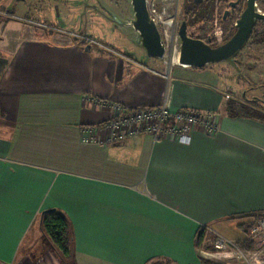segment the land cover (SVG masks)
<instances>
[{
	"label": "crops",
	"instance_id": "crops-1",
	"mask_svg": "<svg viewBox=\"0 0 264 264\" xmlns=\"http://www.w3.org/2000/svg\"><path fill=\"white\" fill-rule=\"evenodd\" d=\"M110 19L100 26L117 39L84 33L154 70L137 33ZM203 70L165 79L71 37L1 24L0 264H61L41 230L48 209L70 220L74 264H201L214 258L196 246L199 231L247 240L243 226L264 214V119L235 114ZM166 92L173 109L215 114L217 131L196 129L187 145L148 134L81 143L79 129L112 119L114 105L155 109Z\"/></svg>",
	"mask_w": 264,
	"mask_h": 264
},
{
	"label": "built area",
	"instance_id": "built-area-1",
	"mask_svg": "<svg viewBox=\"0 0 264 264\" xmlns=\"http://www.w3.org/2000/svg\"><path fill=\"white\" fill-rule=\"evenodd\" d=\"M146 3L148 12L152 17L151 12L154 9L151 10L149 0H146ZM56 31L80 41L84 45L103 50L139 69L150 71L165 79L169 77V69L166 68L163 72L151 70L129 55L99 43L89 36L61 30ZM113 109L115 116L109 121L95 127L84 126L79 129L82 144L107 148L126 140L135 142L140 135L148 134L153 142L167 139L187 145L191 141L192 131L198 129L206 134H214L218 129V118L213 113L190 109H173L168 92H166L161 105L155 109L138 108L129 111L118 105H114ZM248 240L254 244L255 249L253 251H243L238 247L237 242L229 241L222 236H215L213 247L216 254L212 256L214 259L229 262L226 264H257L255 259L264 253V217L259 218L253 224L249 231ZM258 261L264 262L261 259Z\"/></svg>",
	"mask_w": 264,
	"mask_h": 264
},
{
	"label": "rangeland",
	"instance_id": "rangeland-1",
	"mask_svg": "<svg viewBox=\"0 0 264 264\" xmlns=\"http://www.w3.org/2000/svg\"><path fill=\"white\" fill-rule=\"evenodd\" d=\"M83 1H85L84 3L91 4V5L97 4L95 0H77L75 2L69 3L71 8L66 9V10H62V9L59 10L58 11L59 17H57V14L55 11L51 10V11L43 12L41 10L39 11L38 15L35 14L33 16V19L36 21H40V22L54 24L61 28L64 27L66 29H70L77 33L78 32L88 33L87 30L94 31L95 29H99L101 33V34L99 33V36H104L105 38H108V40L110 41L114 40V38L117 39L119 36L118 34L114 35L111 29L100 26L101 20L99 19L95 20L93 18V16L97 17L99 15H102L105 17L107 13H105V11H103L101 7H99L100 11L98 12L100 14H98L94 10H90V8H86L85 4L84 6H81L80 4ZM99 1L101 4H106L108 6V9L111 10V12L113 13L116 12V14H120L121 16H125L126 11L129 12L128 2L130 0H111L110 2L109 0H99ZM149 3H150L151 10L154 9V11L158 13L164 12L167 21H169L171 24H173V26H175L174 31L176 30L178 31L177 26L179 25V23L183 21V14H182L183 0H149ZM17 14L24 16L26 14V11L19 9L17 11ZM109 14L111 13H108V15ZM112 17L113 15H110V18H111L110 21L112 23H116L115 20H112L113 19ZM214 22H216V20L210 23L198 24L197 28H193L189 26L187 30L188 35L190 36L211 35V37L214 40L222 38L225 35L228 24H225L222 27L220 26L221 28L217 29V26L215 28L213 26ZM158 27H159L160 32L162 33L161 26H158ZM177 31H176L175 43H172L171 45H167L169 47H166L167 48L166 58L153 62V65H156L155 66L156 68H154V70L158 72H163L166 68L170 70L171 69L172 70L183 69V67L179 66L177 63L179 52H180V40L177 36ZM162 37H163V33H162ZM163 40H164V37H163ZM255 50H256V46L254 42L251 41V43L249 44V47L244 49L235 58H233V63H237L236 68H240L242 72H238L237 69L234 68L232 63L230 62L213 63L211 65L204 67L203 72L207 73L209 76H212L213 78H215V76L218 77L217 79L222 85V88L224 90L226 89L223 92V94L226 95L228 99L226 104L230 106V108L234 109L233 112L235 114H246V115H250L256 118L264 119V110L257 109V107H254V106H250V104H247L246 100H244L241 97V93L243 91H248L245 93V97L247 99H251L252 97L256 95V92H252L249 89H247V87L249 88L251 86H255L258 81L257 76H256V69L253 68L251 65L253 62L251 57L254 55ZM248 62H250V64H248ZM185 68H188V67H185ZM39 240L47 242L44 238L39 239ZM39 240L37 242H39ZM213 242H214V239L212 237L211 238L209 237L207 242L204 241L200 245V247L205 251V253L211 257H213L212 255L216 254L215 253L216 250L213 247ZM257 258L264 261V253L261 254ZM215 259L213 262L216 264L229 263V262H225L224 260H219L217 258ZM258 259H255L257 264H264V262L262 263L261 261H258ZM237 263H239L238 260H237Z\"/></svg>",
	"mask_w": 264,
	"mask_h": 264
},
{
	"label": "flooded vegetation",
	"instance_id": "flooded-vegetation-1",
	"mask_svg": "<svg viewBox=\"0 0 264 264\" xmlns=\"http://www.w3.org/2000/svg\"><path fill=\"white\" fill-rule=\"evenodd\" d=\"M75 1L77 0H0V25L10 22V21H19L20 23L29 25L31 27H35L36 29H39L44 32H50L53 34L66 36L64 34L57 32L56 30H61L65 32H72V31L65 30L54 24L36 21L33 19V16L35 14L38 15L39 11L41 10L43 12L52 10L58 13V11L61 9L66 10V9L71 8L69 3L70 2L72 3ZM95 1L97 2V4L91 5V4L84 3L85 1H83L80 5L84 6L85 4L86 8H90V10H94L98 14H100L98 11H100L99 7H101L102 10L105 11V13H107V15H105V17L102 15H99L97 17L93 16V17L95 20L104 19L105 21H108L111 15V14L108 15V13H113V12H111V10L108 9V6L106 4H101L99 0H95ZM110 1L111 0H109V2ZM190 1L193 4V7H191L189 10H186L185 4L187 0H183V8H182L183 9L182 10V14H183L182 22L186 23L187 30L189 26L193 28H197L198 24L210 23L215 20L216 22H214L213 26L214 28L217 26V29H220L225 24H228L225 35L222 38L215 39V40L211 37V35L190 36L188 35V32H187L188 37L192 39L201 40L205 44L209 45L211 48H216V47H219L225 44L235 34L236 24L238 20L241 18V15L246 8L247 0H209L210 1L209 7L207 6L209 2L208 0H190ZM20 6H22L23 8ZM128 6L132 10L130 1L128 2ZM254 7H255V12L257 14L264 16V0H255ZM19 9L26 11V14L24 16L18 15L17 11ZM190 18H191V23L188 24L187 21H189ZM181 23H179V25L177 26L178 31H179V27ZM178 31H177V36H178ZM76 34H79L82 36H88L85 33H82V34L76 33ZM96 41L104 44L103 42L99 40H96ZM251 41H253L256 46L254 55L251 57L253 60L251 65L253 68L256 69V76H257L258 81L255 86H251L249 88L247 87V89H249L252 92H256V95L252 97L251 99H247L245 97V93L248 91H243L241 93V97L244 100H246L247 104H250V106H254V107H257V109L264 110V78H263L264 77V71H263L264 69V19L257 18L255 20L254 26L252 28V31H251V34L248 40L246 41L244 47L240 49L239 52L234 56V58L239 53H241L244 49L249 47V44L251 43ZM77 42L81 43L80 41H77ZM85 46H90V45H85ZM91 48H95V47L91 46ZM226 62L232 63L234 68L237 67V63H233V59H231L230 61H226ZM248 64H250V62H248ZM236 69L238 72H242L240 68H236Z\"/></svg>",
	"mask_w": 264,
	"mask_h": 264
},
{
	"label": "water",
	"instance_id": "water-1",
	"mask_svg": "<svg viewBox=\"0 0 264 264\" xmlns=\"http://www.w3.org/2000/svg\"><path fill=\"white\" fill-rule=\"evenodd\" d=\"M254 2L255 0L246 1V8L236 24L235 34L225 44L216 48H211L201 40L188 37L186 23L182 22L178 31L180 40L178 65L202 69L209 64L233 59L248 40L255 20L264 19V16L255 12ZM130 4L133 12L131 21H122L115 15L112 20L119 25H129L137 33L136 43L145 51L148 58L162 59L165 55L164 40L158 25L148 12L146 0H130ZM90 48L91 46H87V49ZM46 212L50 210L44 211Z\"/></svg>",
	"mask_w": 264,
	"mask_h": 264
},
{
	"label": "trees",
	"instance_id": "trees-1",
	"mask_svg": "<svg viewBox=\"0 0 264 264\" xmlns=\"http://www.w3.org/2000/svg\"><path fill=\"white\" fill-rule=\"evenodd\" d=\"M209 1V0H208ZM210 1L208 2V7ZM215 5V4H213ZM193 7L190 0H187L185 4V9L189 10ZM204 7V6H203ZM188 24L191 23V18L187 21ZM50 212H42L41 215V230L43 236L48 240L51 247L54 249L58 255L61 264H74V238L72 232V225L67 216L56 209H49ZM264 214H257L250 216L251 221L247 223L244 227V233L249 235V231L253 224ZM207 235L205 230H201L196 235V246L204 242V238ZM238 247L243 251H253L254 244L248 239L243 242H237ZM201 264H216L213 261L201 259Z\"/></svg>",
	"mask_w": 264,
	"mask_h": 264
},
{
	"label": "bare ground",
	"instance_id": "bare-ground-1",
	"mask_svg": "<svg viewBox=\"0 0 264 264\" xmlns=\"http://www.w3.org/2000/svg\"><path fill=\"white\" fill-rule=\"evenodd\" d=\"M151 13H152V17H153L154 21L156 22V24L158 26H161L162 29H164L163 37L165 36V41L167 42V45H171L172 43H175L177 30L174 31L175 26H173V24H171L169 21H167L164 12L158 13V12L152 11ZM166 42H165V45H166ZM167 47H169V46H167ZM174 48H175V46H174ZM166 51H167V48L165 46L164 58H166ZM181 67L184 68L185 66H181Z\"/></svg>",
	"mask_w": 264,
	"mask_h": 264
}]
</instances>
